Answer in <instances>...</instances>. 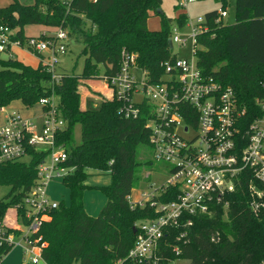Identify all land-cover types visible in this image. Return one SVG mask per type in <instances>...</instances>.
Returning a JSON list of instances; mask_svg holds the SVG:
<instances>
[{
    "label": "trees",
    "instance_id": "obj_1",
    "mask_svg": "<svg viewBox=\"0 0 264 264\" xmlns=\"http://www.w3.org/2000/svg\"><path fill=\"white\" fill-rule=\"evenodd\" d=\"M61 1L33 0L25 5L13 0L0 8V25L14 31L13 39L20 41L26 38L24 28L31 25L62 27L70 38L79 35L84 56L82 72H62L60 82L51 84L41 64L33 68L14 58H0V107L17 101L30 109L40 99L53 95L66 121V129L59 133L56 144L67 152L65 166L74 168L61 179L70 189V203L58 204L39 231L45 244L43 261L113 264L133 246V227L156 216L149 204L132 207L127 199L141 179L139 167L152 166L150 160L137 161L140 148H149V131L144 117H121L115 100L103 99L97 110L82 109L79 85L87 81L102 83V77H112L118 70L122 50L134 54L137 67L147 73L151 82H157L164 73L163 64L175 57L168 47L173 20L157 12L163 0H72L68 10ZM215 1L224 9L229 0ZM218 10L204 13L208 30L197 35L196 62L203 74L234 91L249 122L260 115L256 100H264V0H236V21L232 24L211 23ZM153 15L160 18L159 30L147 28ZM186 18V13H180L175 22L185 26ZM76 124L81 129L80 143L72 145ZM29 156L28 162L0 166V188H9L0 199V222L6 211L19 205L35 185L37 166L46 153L31 150ZM89 171L111 177L110 185L100 188L106 203L95 217L86 213L82 202L83 182ZM174 198L164 194L160 200ZM226 199L227 211L218 207L212 218L197 219L179 257L190 264H264V215L251 214L245 187ZM169 243H174L173 235ZM9 253L10 249L0 247V258Z\"/></svg>",
    "mask_w": 264,
    "mask_h": 264
},
{
    "label": "built area",
    "instance_id": "obj_2",
    "mask_svg": "<svg viewBox=\"0 0 264 264\" xmlns=\"http://www.w3.org/2000/svg\"><path fill=\"white\" fill-rule=\"evenodd\" d=\"M71 1L62 0L61 5L68 10ZM178 1L184 8L196 0ZM227 17V10L219 9L210 22L220 24ZM187 22L188 18L185 26ZM204 24V17L189 23L193 56L189 59L172 52L175 57L163 64L164 73L157 82H151L137 67L135 55L125 50L120 53L117 72L108 79L102 77L109 91L106 98L119 103L121 117L145 118L152 160L163 165L168 175L157 196L143 193L136 200L128 196L132 207L149 204L156 216L134 226L133 246L113 264H177L183 260L180 248L188 244L197 219L212 218L218 207L227 211L226 196L243 187L251 214L264 215V100H256L260 115L248 122L234 91L203 74L196 62L195 44L197 35L208 30ZM182 27L173 26L172 47L186 46L187 40L178 36ZM13 35L14 31L0 25V56L14 58L13 48L29 52L38 57L51 84L60 82L58 64L66 54L68 31L57 27L50 36H30L24 41L14 40ZM37 106L38 119L0 107V166L25 158L28 162L31 150L46 153L37 166L35 185L14 207L13 220L0 222V247L21 248L23 264H46L39 231L58 204L47 200L45 187L53 178L62 179L74 171L65 166V148L56 144L57 136L66 129L56 98H42ZM164 194L175 198L163 202L160 197ZM172 235L174 243L170 244ZM5 257L2 255L0 263Z\"/></svg>",
    "mask_w": 264,
    "mask_h": 264
},
{
    "label": "rangeland",
    "instance_id": "obj_3",
    "mask_svg": "<svg viewBox=\"0 0 264 264\" xmlns=\"http://www.w3.org/2000/svg\"><path fill=\"white\" fill-rule=\"evenodd\" d=\"M18 2L28 5L33 0H17ZM13 0H0V7H6L10 5ZM220 4L215 0H196L195 2L188 3L184 8L179 5L178 0H163L161 8L159 9L166 17L171 18L173 22L170 25V33L173 26L176 24L175 18L180 13H186L188 22L186 26L179 28L178 36L187 40L186 46L181 47L174 45L171 50L174 54H178L180 57L191 58L193 42L190 34L189 23H195L197 17H204V13L220 9ZM224 9L228 12V17L224 22L232 24L236 21V0H229L227 7ZM148 30H159L161 28L160 18L157 15L151 16L147 21ZM42 29L40 25H31L24 28V35H38ZM48 33H53L48 31ZM77 39V40H75ZM82 38L79 35L69 38L66 41V54L60 57V63L58 64V70L69 75H79L82 72L84 64V56L82 55ZM1 59H6V56L1 55ZM17 60L24 65H33L34 58L29 55H19ZM32 67V66H31ZM102 75V72H100ZM138 76L140 73L138 72ZM101 81H87L80 83V107L82 109L97 110L102 102V97L95 94L93 89L97 86H101ZM90 94L88 96L87 94ZM7 111H17L21 115L30 117L36 109L28 110L22 107L19 102H13L6 107ZM1 122V119H0ZM81 129L78 124L73 127V140L72 145H78L80 143ZM26 161V158L23 159ZM147 160L152 161V166L142 165L140 166V181L135 189L131 192L132 199L136 200L140 198L143 193L146 196H157L161 187L166 185L168 175L163 165L158 164L152 160L151 151L147 147H141L137 161L144 163ZM88 176L85 178L83 185L85 190L82 197L83 207L85 211L91 215L96 216L106 203V197L101 192V187L109 186L111 183V177L105 174H95L92 171L88 172ZM147 181V182H146ZM157 189V190H156ZM9 191L8 187L0 188V199L3 198ZM46 198L51 203L60 204L63 203L68 206L70 203V189L62 183L60 178H53L45 187ZM14 208H9L3 218L4 221L11 222L14 217ZM10 217V218H9ZM2 220V221H3ZM0 264H23V253L21 248H14L10 253L2 260ZM177 264H190L188 260H181Z\"/></svg>",
    "mask_w": 264,
    "mask_h": 264
},
{
    "label": "crops",
    "instance_id": "obj_4",
    "mask_svg": "<svg viewBox=\"0 0 264 264\" xmlns=\"http://www.w3.org/2000/svg\"><path fill=\"white\" fill-rule=\"evenodd\" d=\"M1 8V7H0ZM42 27V29L39 31L38 35H25L26 37H30V36H34V37H37V36H42V35H46V36H50L54 33L55 31V28H48V27H44V26H40ZM52 31L53 33H48V31ZM12 53L14 54V59L17 60L18 56L23 54V55H29L31 56L32 58H34V64L33 65H30L32 66L33 68L37 67L40 63H39V59L37 56L35 55H32L30 54L29 52H26L24 50H21V49H17V48H13L12 49ZM93 91L95 92V94L99 95L102 97V101L103 99H107L109 98V91L104 87V85L102 84L101 86H97L93 89ZM88 96H90V94L88 93L87 94ZM107 97V98H106ZM108 100V99H107ZM26 109V108H25ZM33 109H36L35 112L32 114V116H30L29 118H36L38 119L40 117V108L39 106H36L34 108H30L28 110H33ZM24 116V115H23ZM27 117V116H25ZM1 119V118H0ZM3 120L1 119V122L2 123ZM100 212V211H99ZM87 213V212H86ZM88 214V213H87ZM89 215V214H88ZM91 216V215H90ZM97 216V215H96ZM95 217V216H93ZM10 218V217H9Z\"/></svg>",
    "mask_w": 264,
    "mask_h": 264
},
{
    "label": "water",
    "instance_id": "obj_5",
    "mask_svg": "<svg viewBox=\"0 0 264 264\" xmlns=\"http://www.w3.org/2000/svg\"><path fill=\"white\" fill-rule=\"evenodd\" d=\"M158 13H161V11L160 10H158L157 11ZM168 47L171 49L172 48V45H171V41L170 40H168ZM132 232H133V234L135 235V233H136V229L133 227V229H132Z\"/></svg>",
    "mask_w": 264,
    "mask_h": 264
}]
</instances>
